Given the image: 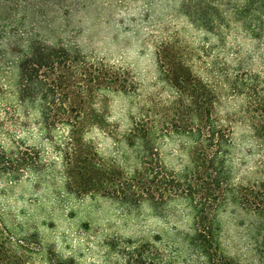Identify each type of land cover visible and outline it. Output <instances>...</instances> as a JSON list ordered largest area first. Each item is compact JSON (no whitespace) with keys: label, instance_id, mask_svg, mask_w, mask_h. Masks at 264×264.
<instances>
[{"label":"rangeland","instance_id":"rangeland-1","mask_svg":"<svg viewBox=\"0 0 264 264\" xmlns=\"http://www.w3.org/2000/svg\"><path fill=\"white\" fill-rule=\"evenodd\" d=\"M182 1L0 0V151L28 145L40 153L42 168L38 174L27 173L13 182L0 176V212L7 216L11 230L19 233L21 228L36 227L45 244L77 264H135L143 252L154 264H207L188 243L191 216L183 204H174L159 217L145 205L128 209L99 194H78L77 189L83 188L79 178L77 184L67 185L61 160L35 128L33 110L18 102L15 88L19 61L33 41H60L78 48L88 61H103L129 72L137 92H113L101 105H94L89 91L80 94L79 83L65 89L75 103L83 96L89 99L82 109L91 112L101 107L108 118L105 127L84 132L91 141L84 150L91 153L89 172L92 170L95 182L100 178L99 164L109 167L131 162V151L122 136L132 117L154 119L166 123L165 128L176 120L186 127L193 123L192 108L208 106L233 131L238 177H256L264 150L256 143L251 115L243 111L244 101L225 93L222 76L246 70L264 73V38L253 39L230 17L229 8L242 0H209L226 9L230 27L224 44H217L213 35L191 23L181 11ZM159 55L166 68L171 65L175 73L183 75L185 88H175L161 77ZM218 77L221 82L216 81ZM184 142L173 137L162 143L168 164L186 160V153L179 152ZM221 221L227 251L245 263H254V243L260 240L258 218L227 210ZM130 250L134 255L128 254ZM29 261L44 264L37 255Z\"/></svg>","mask_w":264,"mask_h":264},{"label":"trees","instance_id":"trees-1","mask_svg":"<svg viewBox=\"0 0 264 264\" xmlns=\"http://www.w3.org/2000/svg\"><path fill=\"white\" fill-rule=\"evenodd\" d=\"M180 8L192 24L213 35L217 44H224L225 31L230 27L226 9L209 0H183ZM229 10L230 17L250 37L264 38V0H242ZM157 64L165 81L175 88H185L183 75L175 73L171 65L166 68L164 57L159 55ZM261 64L264 69V56ZM214 67L210 63L209 68L215 72ZM222 78L216 81H223L225 93L240 96L244 101L243 111L251 115L256 143L264 150V73L227 72ZM76 83L80 94L90 92L95 106L106 103L113 92L133 95L138 90L127 70L103 61H88L76 47L60 41L30 43L26 55L19 61L15 83L17 100L23 108L33 110L34 126L53 146L55 158L61 160L66 184H77L79 178L83 188L77 189L78 194H99L128 209L145 205L159 217H164L174 204H183L191 216L188 243L206 258L207 264H248L225 248L221 215L227 210L249 213L258 218L260 236L254 243L256 261L250 264H264V158L258 162L256 177H238L233 131L211 106L204 110L192 108L193 123L186 127L178 125L176 120L165 128L166 123L132 117L130 127L122 136L131 151V162L109 167L99 164L100 178L95 182L92 170L89 172L91 153L84 150L91 146V141L85 138L84 132L92 127H105L108 118L101 107L91 112L82 109L88 98L83 96L76 103L70 98L65 89ZM207 94L213 96L211 91ZM173 137L185 141L179 145V152L187 155L186 160L175 166L165 161L162 152V143ZM32 149L19 145L9 151L1 150L0 176L13 182L24 174L40 173L41 155ZM6 218L0 212V264H32L29 260L36 255L44 264H77L51 244H45L36 227L21 228L16 233L7 225ZM22 253L29 257L25 258ZM128 254L132 256L134 251ZM129 264L132 263L129 261ZM135 264L154 262L143 252Z\"/></svg>","mask_w":264,"mask_h":264}]
</instances>
